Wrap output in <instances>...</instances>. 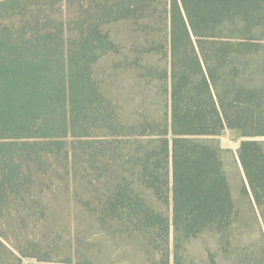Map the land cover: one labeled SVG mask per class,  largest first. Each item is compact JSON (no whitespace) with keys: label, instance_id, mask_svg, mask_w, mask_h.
Instances as JSON below:
<instances>
[{"label":"trees","instance_id":"1","mask_svg":"<svg viewBox=\"0 0 264 264\" xmlns=\"http://www.w3.org/2000/svg\"><path fill=\"white\" fill-rule=\"evenodd\" d=\"M53 1L0 0V264L48 261L2 227L26 201L32 165L57 155L68 167L70 138L94 150L102 229L128 224L162 264H254L216 139H241L243 191L261 211L264 0H64L81 10L68 22L44 9ZM110 54L138 72L144 95L159 81L162 112L117 109L94 74ZM92 131L103 135L90 140Z\"/></svg>","mask_w":264,"mask_h":264},{"label":"rangeland","instance_id":"2","mask_svg":"<svg viewBox=\"0 0 264 264\" xmlns=\"http://www.w3.org/2000/svg\"><path fill=\"white\" fill-rule=\"evenodd\" d=\"M79 7H71L64 0H54L44 9L58 20L68 22L74 13L81 11ZM163 60V56H157L154 62L156 66L165 67ZM94 74L107 97L116 102L124 116L137 115L147 108L156 114L162 112L163 95L157 87L158 80H154V91L144 95L138 72L111 54L99 60ZM92 132L90 140L103 135L102 131ZM85 140L88 139H69L68 167L57 155L51 156L50 164L32 165L34 182L27 187L28 191L24 190L26 201H14L12 206L17 210L16 216L3 222V232L19 250L30 248L31 252L48 260L44 264L61 263L70 257L85 264H162L158 254L135 244L128 232V224H114L109 231L99 225L97 175L95 167L88 161V153L93 154L94 150L84 144ZM216 141L223 149L225 171L240 212L237 234L244 250L248 249L254 255V264H264V205L260 211L250 189L249 194L243 191L244 186L249 185L238 155L241 139L226 130ZM130 147L127 144L125 152ZM147 195L158 207L153 196ZM35 244L39 247L37 251L30 247ZM218 260L220 264H228L221 257ZM23 264H38V260L24 258Z\"/></svg>","mask_w":264,"mask_h":264}]
</instances>
